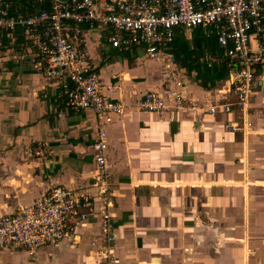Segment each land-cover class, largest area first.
I'll use <instances>...</instances> for the list:
<instances>
[{
	"label": "crops",
	"instance_id": "crops-1",
	"mask_svg": "<svg viewBox=\"0 0 264 264\" xmlns=\"http://www.w3.org/2000/svg\"><path fill=\"white\" fill-rule=\"evenodd\" d=\"M195 36L215 35L177 29L175 40L184 37L193 54L188 59L174 47L170 74L140 47H113L107 31L87 29L78 41L101 92L123 106L105 126L119 264H264V67L256 71L251 126L232 130L235 113L212 115L206 107L231 96L234 70L226 61H200L223 51L218 45L194 54ZM7 38L0 52V215L53 187L90 186L97 169L93 113L65 108L25 35ZM224 64L229 72L217 74ZM169 89L202 104L161 116L139 108L145 93ZM100 225L99 214L90 216L72 239L34 256L0 250V264H113L98 253Z\"/></svg>",
	"mask_w": 264,
	"mask_h": 264
},
{
	"label": "built area",
	"instance_id": "built-area-1",
	"mask_svg": "<svg viewBox=\"0 0 264 264\" xmlns=\"http://www.w3.org/2000/svg\"><path fill=\"white\" fill-rule=\"evenodd\" d=\"M87 29L107 31L115 48L140 47L148 59L162 61L168 74L176 63L177 29L197 30L205 37L214 34L223 55L206 53L200 61L208 66L226 61L234 73L231 96L206 107L207 112L235 113L237 120L227 125L232 130L246 132L251 126L250 103L259 89L256 71L264 67V0H0V52L2 35L22 32L65 108L88 109L98 122L93 183L74 189L53 187L41 198L0 215V250L34 256L72 239L82 223L99 214L104 244L98 253L113 264L120 263L113 253L117 234L105 126L123 106L101 92L97 73L86 70L80 58L77 44ZM201 104L189 100L181 89H169L145 93L138 106L161 116Z\"/></svg>",
	"mask_w": 264,
	"mask_h": 264
},
{
	"label": "trees",
	"instance_id": "trees-1",
	"mask_svg": "<svg viewBox=\"0 0 264 264\" xmlns=\"http://www.w3.org/2000/svg\"><path fill=\"white\" fill-rule=\"evenodd\" d=\"M8 38L4 35H2V41L4 42L5 40H7ZM193 44L196 47L194 54H199L202 51V48H209L210 50H215L216 48H218V43H217V39L215 36H212L209 39L203 38V37H199L197 38L196 36L193 38ZM189 43L188 41L184 38V37H178L176 38L175 42H174V47L176 48V53L180 52H184L185 55H187L188 59H191L190 57L192 56V52H188V47ZM197 60V59H196ZM219 72H222L223 74H227L229 72V69L227 67V64H224L221 68L216 69V73L218 74Z\"/></svg>",
	"mask_w": 264,
	"mask_h": 264
},
{
	"label": "water",
	"instance_id": "water-1",
	"mask_svg": "<svg viewBox=\"0 0 264 264\" xmlns=\"http://www.w3.org/2000/svg\"><path fill=\"white\" fill-rule=\"evenodd\" d=\"M56 1H58V2H62V3H66V2H68L69 0H56Z\"/></svg>",
	"mask_w": 264,
	"mask_h": 264
}]
</instances>
